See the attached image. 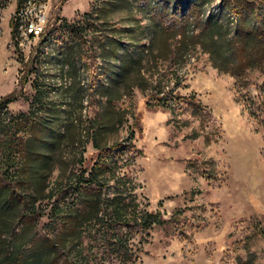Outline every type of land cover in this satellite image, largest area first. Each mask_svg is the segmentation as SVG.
Wrapping results in <instances>:
<instances>
[{
	"label": "rangeland",
	"instance_id": "374dc122",
	"mask_svg": "<svg viewBox=\"0 0 264 264\" xmlns=\"http://www.w3.org/2000/svg\"><path fill=\"white\" fill-rule=\"evenodd\" d=\"M25 1L0 0V98L16 92L3 111L5 117L0 115V177L4 170H15L18 156L10 140H28L24 130H15L16 121L39 112L46 91L60 104L63 96L69 97L65 105L71 108L70 116L78 117L82 96L89 93L81 119L73 122L69 116L67 130L62 125L64 147L46 181L50 196L43 205L51 209L59 198L56 190L68 181L95 177L97 148L104 147L105 163L118 176L132 178L137 208L160 210L167 220L148 232L123 226L133 252L104 256L100 264H264V106L253 108L248 101L249 90L260 95L264 75L253 70L238 81L213 67L199 47L180 57L175 44L160 37L152 48L157 34L142 7L146 0H43L44 34L49 37L16 45L12 20ZM221 3L215 0L213 6L218 9ZM152 4L160 5L158 0ZM27 5H35V0H27ZM111 36H121L120 54L144 36L142 53L138 45L130 46L135 57H127L130 70L119 84L107 80L111 61L98 45ZM62 57L71 71L68 65L63 68ZM180 63L184 72L177 76ZM75 65L88 70V92L79 85ZM68 75L73 87L66 93L60 86H69ZM160 90L168 97L165 104L157 101ZM103 92L120 96L110 102ZM118 142L121 145L113 146ZM86 158L92 160L89 167ZM110 172L107 183L103 174L98 178L106 198L123 190L116 188ZM60 198L62 203L73 202L70 193ZM49 220H41L42 230ZM88 228L95 229L92 224ZM95 244L93 261L99 260L96 252L103 250V243L91 236L82 245L86 253Z\"/></svg>",
	"mask_w": 264,
	"mask_h": 264
},
{
	"label": "trees",
	"instance_id": "16d2710c",
	"mask_svg": "<svg viewBox=\"0 0 264 264\" xmlns=\"http://www.w3.org/2000/svg\"><path fill=\"white\" fill-rule=\"evenodd\" d=\"M214 3L215 0H158L160 5L156 6L152 0H146L142 7L157 34L152 39V48L158 44L160 37L166 42H173L180 57L199 47L208 55L213 67L238 81H243L253 70H259L264 75V0H222L218 9L213 6ZM49 34L43 37H49ZM142 34L145 35V31ZM143 37L125 48L123 54H120L124 48L121 36L107 37L98 43L104 59L111 61L112 72L107 77L109 82L119 84L127 77L130 68L125 66V61L128 56L135 57L131 54L130 46L138 45L142 53L139 47ZM61 59L63 68L69 65L71 71L70 62L63 57ZM85 71H88L85 67H76L83 91L90 88L85 80ZM244 85L247 86V83ZM72 87L73 80L71 85L60 86V89L67 93ZM50 92L46 91L44 98L41 97L39 112L24 115L16 121L15 130H24L28 140L19 138L9 143L16 149L14 152H17L18 158L13 164L15 170H4L0 177V264H100L104 256H122V251L132 253L129 239L123 236V226L129 229L138 227L148 232L152 225H164L167 220L160 210L140 211L137 208V199L131 193L132 178L118 176L115 168L105 163V155L101 151L104 147L97 148L95 159L98 161L92 166L95 177L82 176V179L68 181L56 190L59 198L54 200L51 209L47 210L43 205V200L50 196L45 192L46 181L56 168L57 153L63 150L67 120L72 114L71 108L65 105L70 98L63 96L65 101L60 104L51 99ZM260 92V95L254 96L251 90L248 91L251 107H260L259 103L264 106V78ZM88 94L85 93L80 102L81 116L71 115V121L81 119ZM102 95L110 102L120 96L106 92ZM15 97L16 92L0 98V115L2 113L5 117L3 111ZM260 97L262 99L257 102ZM156 98L158 103L164 104L168 99L163 90L156 94ZM251 115L255 118L258 116L255 110ZM63 124L66 125L65 131L61 129ZM121 143L113 146L118 147ZM91 161L86 158L84 163L89 167ZM108 172L117 179L116 188L123 189L116 191L111 198H106L98 186L101 185L98 180L100 174H103L106 183L111 179V175L106 176ZM124 190L130 193L124 195ZM63 193H70L73 202L62 203L64 200L61 201L60 196ZM46 216L50 220L47 229L42 230L40 223ZM89 224L95 227L94 234L88 228ZM91 236L97 244L103 243V250L100 248L96 252L99 256L96 261L92 259L96 258L92 251L96 244L87 248L86 253V248L82 246L85 238Z\"/></svg>",
	"mask_w": 264,
	"mask_h": 264
},
{
	"label": "built area",
	"instance_id": "2783aa9c",
	"mask_svg": "<svg viewBox=\"0 0 264 264\" xmlns=\"http://www.w3.org/2000/svg\"><path fill=\"white\" fill-rule=\"evenodd\" d=\"M15 29L16 45L24 46L33 37H43L47 25V5L43 0H35V5H27V0L19 6L13 18ZM177 76H180L184 71V64H178ZM69 67V65H68ZM72 78L67 81L71 85ZM174 85L176 80H174ZM173 86H167L169 89H174ZM89 105L88 98L84 101V109Z\"/></svg>",
	"mask_w": 264,
	"mask_h": 264
},
{
	"label": "bare ground",
	"instance_id": "6f19581e",
	"mask_svg": "<svg viewBox=\"0 0 264 264\" xmlns=\"http://www.w3.org/2000/svg\"><path fill=\"white\" fill-rule=\"evenodd\" d=\"M33 1V0H32ZM30 2V1H29Z\"/></svg>",
	"mask_w": 264,
	"mask_h": 264
}]
</instances>
